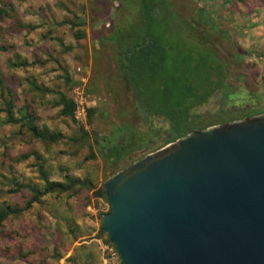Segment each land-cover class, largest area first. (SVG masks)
I'll list each match as a JSON object with an SVG mask.
<instances>
[{
    "label": "rangeland",
    "instance_id": "obj_1",
    "mask_svg": "<svg viewBox=\"0 0 264 264\" xmlns=\"http://www.w3.org/2000/svg\"><path fill=\"white\" fill-rule=\"evenodd\" d=\"M169 3L180 19L198 27L200 36L206 38L205 44L223 64L231 93L228 96L235 94L239 99H247L240 106L226 104L218 108L210 98L197 113L205 115L220 109L242 115L247 108L264 111V0L243 3L236 0H169ZM0 8L7 13L0 22V47L5 48L0 49V108L2 98H6L5 86L11 92L12 113L16 118L19 117L17 108L24 106L36 118L35 126L45 136H59L52 143L35 139L18 124H5L4 113H0V202L23 206L29 197L26 189L10 195L6 191L13 188L14 182L40 185V169L50 181L61 180L68 174L87 180L97 188L128 163L161 147L160 133L149 137L148 149L138 150L111 166L98 154L94 143L95 137L104 144L119 141L124 126L137 132L146 129L135 116L132 93L115 69L110 43L101 44L98 40V30L114 24V13L120 9L117 1L0 0ZM73 17L82 22L80 28L85 34L78 42L72 39L75 29L69 25ZM185 43L193 45L191 39ZM199 52L205 53L200 49ZM22 60L27 63L24 68L7 67L9 61ZM76 68L86 76L91 88L88 94L96 103L95 114L86 129L89 137L84 141L78 140V126L59 116V108L52 105L58 93L70 96L77 77ZM190 77L196 78L194 74ZM150 125L157 130L164 128L158 118ZM142 143L139 138L135 144ZM89 154L91 158H87ZM106 210L107 204L93 198L91 191L85 188L43 197L41 204H33L18 217L5 221L4 230L12 233L8 238H0V249L9 248L8 254L0 253V264H54L46 258L56 240L49 234L54 230L51 214L58 218V224L66 222L77 227L80 237L71 249L79 240L91 243L97 257L91 264H103L99 244L106 235L99 239L96 234L101 214ZM48 222L49 232L45 228ZM20 250L21 253L33 252L22 261H14V255ZM63 260L59 264H65ZM114 264H118L116 260Z\"/></svg>",
    "mask_w": 264,
    "mask_h": 264
},
{
    "label": "water",
    "instance_id": "obj_2",
    "mask_svg": "<svg viewBox=\"0 0 264 264\" xmlns=\"http://www.w3.org/2000/svg\"><path fill=\"white\" fill-rule=\"evenodd\" d=\"M101 190L120 264H264V113L188 131Z\"/></svg>",
    "mask_w": 264,
    "mask_h": 264
},
{
    "label": "trees",
    "instance_id": "obj_3",
    "mask_svg": "<svg viewBox=\"0 0 264 264\" xmlns=\"http://www.w3.org/2000/svg\"><path fill=\"white\" fill-rule=\"evenodd\" d=\"M115 1L120 9L114 13V24L112 27H101L98 30V40L101 44L110 43L115 69L126 88L132 93L135 116L141 119L146 129L137 132L130 126H124L120 130L122 135L119 141L105 142V144L102 143L103 140H99V143L98 138L95 137L94 143L97 145L98 154L105 162L114 166L130 154L141 149H148L149 137L156 134L158 136L162 134L161 147H163L184 136L188 131L202 130L211 125L264 113L262 109L256 108H247L242 115L220 109L205 115L197 113L198 108L205 105L210 98L213 105L218 108L226 104L240 106L247 99H239L235 94L228 96L230 91L226 83L223 64L212 49L205 44L206 38L200 36L197 31L198 27L180 19L169 0ZM236 1L243 3L245 0ZM6 17V11L0 8V22ZM76 19L73 17L69 25L71 29H75L72 32V39L78 42L84 38L85 34L80 28L82 22L79 20L77 22ZM187 39H191L193 45H186ZM0 49L5 50L4 47ZM199 49L205 53L199 52ZM205 54L208 55L205 56ZM25 66L27 63L23 60L7 63L9 69H19ZM206 67L208 69L205 70ZM192 74L196 76L194 80L190 79ZM3 90L6 98H2L0 113H4L5 124H18L19 127L25 128L33 138L41 141L52 143L59 139L57 134L45 136L43 131L35 126L36 118L24 106L17 108L16 113L19 117L16 118L12 113L11 92L5 86ZM86 91L90 93L91 88H86ZM52 105L59 108V116L68 118L74 123L73 105L68 96L58 93ZM95 111V108L88 109L87 125L91 123ZM155 118L164 124V128L157 130L150 125ZM78 129L80 132L78 140H87L89 133L82 127L78 126ZM139 138L143 140L142 145L135 144ZM87 158H91V154ZM38 177L40 180L38 186L14 182L12 183L13 188L6 191L10 195L17 193L20 189H26L29 197L21 207L0 202V238H8L12 233L3 228L7 218L18 217L29 210L33 204H41L42 198L51 194L72 193L77 188H85L91 191L93 198L107 204L101 184L94 188L89 181L68 174H64L61 180L50 181L42 169L39 170ZM108 212L107 204V210L103 214ZM50 217L53 220L54 230L50 231V221L45 228L56 240H53L50 253L46 258L54 264H59L63 258L65 264H91L97 258L93 253L91 243L86 244L83 240H79L77 246L71 249V245L80 237V233H76L75 224L65 222L60 225L55 215L51 214ZM103 235L105 234L101 230L100 222L96 237L102 239ZM101 243L113 247L107 241V237H104ZM21 252L22 250L14 255V261H22L33 251ZM0 253L8 254L9 248L3 247ZM68 253L69 255L65 257ZM116 261L120 264L118 258Z\"/></svg>",
    "mask_w": 264,
    "mask_h": 264
},
{
    "label": "built area",
    "instance_id": "obj_4",
    "mask_svg": "<svg viewBox=\"0 0 264 264\" xmlns=\"http://www.w3.org/2000/svg\"><path fill=\"white\" fill-rule=\"evenodd\" d=\"M76 80L74 86H72L70 91V100L73 105L72 119L74 124L82 127L85 131L88 127L87 125V111L90 108H94L96 103L93 98L89 96L86 91L87 78L82 75L79 68L75 69ZM99 248L101 255L103 256V264H113L117 260V254L114 247L100 243Z\"/></svg>",
    "mask_w": 264,
    "mask_h": 264
},
{
    "label": "flooded vegetation",
    "instance_id": "obj_5",
    "mask_svg": "<svg viewBox=\"0 0 264 264\" xmlns=\"http://www.w3.org/2000/svg\"><path fill=\"white\" fill-rule=\"evenodd\" d=\"M243 118H244V117H243ZM243 118H242V119H243ZM137 159H139V158H137ZM137 159H136V160H137ZM134 161H135V160H134ZM134 161H133V162H134ZM131 163H132V162L128 163V165H127L126 167L120 169L119 171L126 169ZM116 172H118V171H116Z\"/></svg>",
    "mask_w": 264,
    "mask_h": 264
},
{
    "label": "crops",
    "instance_id": "obj_6",
    "mask_svg": "<svg viewBox=\"0 0 264 264\" xmlns=\"http://www.w3.org/2000/svg\"><path fill=\"white\" fill-rule=\"evenodd\" d=\"M86 88H89V85H88V83H87V86H86Z\"/></svg>",
    "mask_w": 264,
    "mask_h": 264
}]
</instances>
